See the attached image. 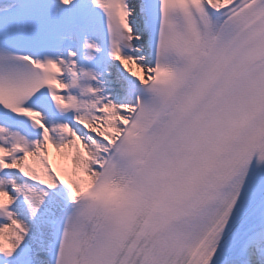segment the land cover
I'll list each match as a JSON object with an SVG mask.
<instances>
[{
    "label": "snow or ice",
    "instance_id": "snow-or-ice-1",
    "mask_svg": "<svg viewBox=\"0 0 264 264\" xmlns=\"http://www.w3.org/2000/svg\"><path fill=\"white\" fill-rule=\"evenodd\" d=\"M0 264H264V0H0Z\"/></svg>",
    "mask_w": 264,
    "mask_h": 264
}]
</instances>
